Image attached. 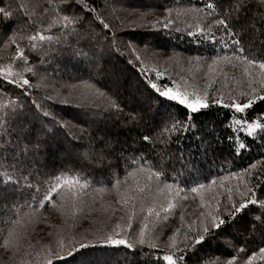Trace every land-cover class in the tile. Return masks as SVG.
Masks as SVG:
<instances>
[{"label": "trees", "instance_id": "1", "mask_svg": "<svg viewBox=\"0 0 264 264\" xmlns=\"http://www.w3.org/2000/svg\"><path fill=\"white\" fill-rule=\"evenodd\" d=\"M80 2L85 11L90 12L89 24L86 27L95 33H101L102 28L96 27L92 18H96V23L102 20L110 25L105 35L114 37L105 48L108 63L103 65V73L99 71V63L95 67L88 63L90 41L64 35L61 31L59 25L63 23L64 13L58 10L59 0H3V3H0V7H8L12 12L18 13L15 17L17 20L22 21L24 17H29L28 24H13L9 28L5 26L6 21L0 15V66L12 65L14 70L21 71V75L29 79L32 85L29 89L30 100L44 105L45 110L55 117L57 127L52 145L54 149H59L47 159L42 156L36 162H29V167L33 170L31 189H25L22 194L17 193L9 200L0 202V264H47L49 251H59L62 242L85 236L92 239L100 233L120 232L118 238L126 239L135 245L139 231L145 224L146 239L156 244L157 250H149L147 244L143 246L144 250L153 251L155 256H162L165 252L176 251V248L172 247L173 241L177 247L183 248L185 236L194 234L195 230L206 222V214L209 211H217V204L220 209L231 207V203L239 206L242 202L239 192H244L253 185H256V196L264 199V139L260 138L259 133L255 137L248 136L234 123L241 114L213 104L195 118L196 127L193 131H167L165 129H171L174 121L158 120L157 127L156 122L150 119L157 112L158 102L153 100L145 113L144 124L147 127L141 126L138 130L148 134V129L152 128L151 142L143 143L137 131L129 132L128 125L125 124V117L130 114L129 108L133 106L129 103L131 96L139 95L134 87L138 83L137 74L144 80L154 77L153 74L143 75L145 73L138 67L140 63L136 59V51L139 52L140 49L150 55L174 52L215 57L217 51H223L222 45H216L209 40L203 44L194 42L193 39L198 36L189 38V31L180 34L176 29L181 23L184 24L180 29L184 30L204 23L210 33L221 30L212 22L221 9L227 13L236 7V0H224L211 15L205 5L215 3V0ZM258 3L259 0H248L245 11L241 13L249 18V26L255 24L257 28L243 43L247 52L242 55L257 61L264 57V25H261L259 20L264 14V7H258ZM134 13L151 16L153 21L147 24L152 29L155 24L163 26L164 21L170 20L171 29L154 28L149 32L147 28H141L135 22L138 26H123V22L133 20ZM17 28L22 30L16 32L14 39L28 57L27 66L33 69L31 72L22 71L23 67L27 66L16 58L17 44L6 43ZM165 31H173L176 34L171 35ZM38 33L50 39L40 41ZM30 36H37L36 49L31 48L33 42L28 39ZM128 42L132 44L133 50L128 51ZM100 43L104 45L103 36ZM114 43L120 44L116 47L119 49L109 47ZM45 51L47 55L44 54ZM78 60L83 62L78 63ZM245 68H251L254 76L257 71L260 72L258 64L250 67L237 66V70ZM159 69L162 71L161 67ZM165 73L166 82L175 75L170 66H167ZM116 78H119L122 85L119 95L112 84V80ZM250 78L251 76L245 77L244 74L238 75L236 85L232 84L234 88L230 89H233L236 95L243 96L240 85H243L241 89L249 87L247 83L251 82ZM89 85L103 92L107 99L91 96ZM140 87L143 89L142 84ZM254 89L256 92L250 91L252 94L247 97L264 96V81L256 83ZM21 95L22 90L19 87L0 79V107L9 99L15 100ZM49 96L52 97L51 100L47 99ZM145 96H142L141 100ZM108 101L123 105V114L110 110ZM135 106L141 107L139 102ZM165 111V107L159 108L161 114ZM170 111L180 118L182 127L183 123H186L183 108L173 107ZM244 115L249 121L264 120V102H257ZM233 134L239 138L238 142L247 144L241 154H230L227 147L223 153H205L201 148L202 142L215 141L217 137L223 138ZM102 139H108L113 144L117 141H127L126 144L117 145L118 149L123 147L124 158L117 161L113 157L110 160L113 165L111 168H108V162L102 165L99 160L92 159V156L100 151ZM189 150L192 165L202 169V172H193L192 166L188 169L181 168V154L187 155ZM116 155H121V152L118 150ZM11 162L7 152L0 154V171ZM251 164H256V167L250 168ZM130 172L133 174L128 175ZM156 172L162 174L156 176ZM56 176L62 177L59 195L55 196L53 201H47L45 207H40V199L49 187L56 183ZM63 179H67L69 183H63ZM166 184L172 185L171 190L165 187ZM198 184H203L204 187L198 188L195 193L192 192L190 189ZM229 189H232L231 203L228 199ZM124 198L128 199L127 204L123 203ZM169 202L174 207L164 212L162 209L167 208ZM149 208L153 209L151 215L148 213ZM157 212L160 213L159 217L155 215ZM202 213L205 215H201ZM256 214L258 211L249 213L248 218L251 219ZM221 215L225 213L222 212ZM129 223L132 225L131 229L128 228ZM117 224L120 229L116 228ZM251 240L248 233L238 232L234 227L221 232L203 246L199 253L201 264H225L231 259L230 253L235 254L236 249ZM237 241L240 243L237 244ZM262 241L264 236L257 234L254 242L248 243V247L258 250V246H264ZM51 259L55 264H144L143 259L139 256L134 258L124 247H90L65 261H59L54 256ZM160 264L166 262L161 260ZM255 264H264V261L257 259Z\"/></svg>", "mask_w": 264, "mask_h": 264}, {"label": "snow or ice", "instance_id": "2", "mask_svg": "<svg viewBox=\"0 0 264 264\" xmlns=\"http://www.w3.org/2000/svg\"><path fill=\"white\" fill-rule=\"evenodd\" d=\"M224 0H215V3H207L205 8L209 10V15L215 10L218 4H222ZM3 3V0H0ZM248 5V0H236V7L232 8L227 13L223 10L217 14V18L213 20V24L217 25L229 38L224 41L226 46H231L233 51L239 53L235 58L239 60L246 61L247 65H257L260 69H264V57L259 61L256 59H248L243 54L244 47L243 43L250 38V33L257 31L255 24L249 26V18L242 15ZM258 7H264V0H259ZM75 9V10H74ZM59 12L64 13L62 20L63 23L59 25L61 31L64 35L75 36L77 38H85L89 40V51L88 63L95 67L98 63L100 64L99 71L101 73L105 72L104 64L108 63L105 58V48L108 43L111 42L114 37L109 38L105 35V31L109 29L110 25L104 23L102 20L96 23V18H92V23L96 27H101V33H95L91 28L86 27L89 24L90 12L85 11L84 5L80 0H59L58 5ZM26 11V9H25ZM83 12V15L80 13ZM235 13V15L233 14ZM0 15L5 19L6 27H12L13 24H28L29 17H24L22 21L15 19L18 13H14L8 7H0ZM260 24L264 25V14L259 18ZM55 23V21H53ZM171 24L170 20H166L163 23V28L168 29ZM52 25H49L51 28ZM22 29L17 28L11 36L8 37L6 43L10 42L17 44L14 39L16 32ZM178 30V29H177ZM40 41L45 39H50V37H45L42 34H37ZM37 36H30L28 39L32 41V49H36L37 45L35 41ZM101 36L104 38V45H101ZM189 38L193 36H205L203 29L198 30L197 33L189 31L187 33ZM212 43H218L215 37H212ZM47 55V52H44ZM75 55V53L73 54ZM83 56V53L80 54ZM16 58L23 61L25 66L28 65V57L20 49L17 44ZM137 60L140 57L136 58ZM225 60L231 58L225 56ZM83 62L78 60V63ZM215 62V61H213ZM211 67V65H209ZM22 71L31 72L33 69L30 66L23 67ZM247 68H245V73H247ZM138 75V83L134 86L135 91L139 95L131 96L129 103L133 105L129 108V115L125 117V124L128 125L129 132L137 131L139 139L143 143H149L153 140L151 132L152 128L148 129V134L140 133L138 130L141 126L147 127L144 124L146 119L147 108L151 106L153 100L157 101V112L153 114L150 119L156 122L158 127V120L174 121L171 129L166 128L167 131L175 130L177 132H190L196 127L195 118L202 113L203 110L208 109L213 104L222 108H229L235 113L241 114L240 118L235 119L234 123L239 125L241 129L247 132L248 136L255 137L257 133L260 134V138L264 139V120L256 119L249 121L244 115L248 109H251L257 102H264V96L255 95L254 98H248L245 102L232 101L231 103H224L223 98L211 99L208 93L203 95L197 94L196 92L189 93L187 90L181 89L179 85L175 82H166L164 74L162 72H155L154 77H149L144 80ZM0 79H3L6 83L19 87L22 90V95L15 100L9 99L6 104L0 107V154L7 152L11 157V163L7 167L0 171V202L9 200L10 197L17 193H23L25 189H31V177L32 169L29 167V162H36L42 156L47 159L49 156L55 155L59 149H54L52 145V138L56 135V121L55 117L50 111L45 110L44 105L38 104L35 100H30L31 92L30 88L32 85L30 81L25 76L21 75V71L14 70L12 65L0 66ZM127 83V81H125ZM113 86L117 89V95H119V89L122 87L119 78L112 80ZM143 85L141 89L140 85ZM75 88V86H73ZM91 92V96L105 97L103 92L99 89H94L93 86H88ZM255 93L256 90L252 89ZM146 93V96H145ZM242 95H244L242 93ZM145 96L143 100L141 97ZM51 100L52 97H47ZM107 99V97H105ZM67 102V101H65ZM139 102L141 107L137 108L135 105ZM108 107L110 110L118 114H123V105L119 103H113L108 101ZM160 107H165L166 111L161 114L159 112ZM173 107H182L184 110V120L183 123L178 116H174L170 109ZM231 120L232 118L229 117ZM51 124V127L49 125ZM63 127V125H60ZM231 127V125H228ZM5 137H8L6 139ZM239 138L232 136H225L223 138L217 137L215 141H205L202 142L201 148L205 153L207 152H221L223 153L224 148L230 151V154H241L242 151L247 147L246 143L238 142ZM225 141L227 144L225 145ZM102 147L98 153L92 156L93 160H99V162L104 165L108 162V168L113 167L110 160L114 157L117 161L124 158L123 147L118 149L117 145L126 144L127 141L120 142L117 141L113 144L108 139H102L100 141ZM121 152V155L117 156V151ZM7 159L8 157H2ZM181 168L188 169L192 166L193 172H202L200 168H196L192 165L191 160V150L187 155L181 154L180 157ZM118 166V165H116ZM250 168H255L256 164H251ZM106 170V169H105ZM175 162H173V171H175ZM143 171V169H141ZM247 172V169L244 170ZM133 173H128L132 175ZM161 172H156V176H160ZM191 174V173H190ZM232 175H236L232 173ZM56 183L52 184L47 192L44 193L43 197L39 201L40 207H45L47 201H53L55 196L59 195V189L61 185V176H56ZM23 180V183L21 181ZM63 183L67 184L69 181L63 179ZM119 184V181H117ZM114 187L116 185H113ZM165 187L171 190L172 185L166 184ZM203 184H198L192 187L190 190L192 192H197L198 188H203ZM256 185L252 188H246L244 192H239L242 198V202L239 206H236L232 201V189H229V202L231 207L226 206L224 209H220L219 204H217V211L213 213L209 211L206 216V222H203L200 227L195 230L194 234L186 235L183 248L176 246L175 241H173L172 247L176 248L175 252H165L162 256H155L153 251H145L144 247L147 244L149 250H157V246L154 243H150L146 239L145 229L147 225L145 224L139 231V237L136 244L129 243L128 240L123 238H118L120 232H114L112 234L100 233L89 239L87 236L83 238H70L66 243L62 242L59 245V251L56 249H51L49 251V259L47 264H55V261L51 257H56L59 261H65L69 257H73L75 254L80 253L81 250L88 249L90 247H99L101 249H115L119 247H124L129 250L130 254L135 258L139 256L144 260V264H160V261L166 262V264H201L202 258L199 253L203 250V246L208 243L209 239H214L221 232H226L230 228H235L238 232L248 233L252 240L245 243L243 246L235 250V254H231V259L227 260L225 264H255L257 259L264 261V246H258L257 249L249 248L248 243L254 242L255 236L260 234L264 236V199H260L256 196L254 191ZM247 197V198H245ZM120 201H117L119 203ZM123 203L127 204L128 199L124 198ZM250 205L257 207H249ZM174 205L169 202L167 208L162 209L164 212L170 211ZM258 214L252 216L251 219L248 218L249 213ZM225 215H221V213ZM149 215L153 214V209H148ZM159 217L160 213H155ZM201 215H205L202 213ZM183 219V217H181ZM131 220V217H129ZM117 229H120V225H116ZM128 228L131 229V223L128 224ZM191 231V226H189ZM122 231V230H121ZM93 239L95 242H93ZM7 243V241H5ZM240 241H237L239 244ZM264 243V241H262ZM61 253H64L63 255ZM87 264V262H85Z\"/></svg>", "mask_w": 264, "mask_h": 264}, {"label": "rangeland", "instance_id": "3", "mask_svg": "<svg viewBox=\"0 0 264 264\" xmlns=\"http://www.w3.org/2000/svg\"><path fill=\"white\" fill-rule=\"evenodd\" d=\"M170 16L173 18H177L176 16L173 15ZM141 17L143 18L142 20ZM150 17L151 16L148 15L145 16V14L134 13L132 18L133 20L132 21L125 20L126 22H123V26L134 27L139 25L141 28H147V31L149 32L151 30H154V28L155 29L163 28V26H160L158 24H155V27L153 29L148 27L149 25L147 23L153 21V18ZM134 22L138 23V25H136ZM182 24L184 23L179 24L180 27H177L178 29V30L176 29L177 33L186 34L185 33L186 31L197 33L198 30L203 29L207 39L204 36H198L195 37L193 41L200 42L201 44H203L207 40L211 41L212 37L214 36L216 41H219L218 43H216V45H222L224 47L223 51L221 53L220 51H217L218 53L215 55V57L211 58V57L202 56L197 53L192 55H186L184 53L172 52L171 54H168V53L159 52L156 55H150L145 53V51L142 52V50L140 49H138L139 52H137L135 49L137 56L140 57L139 59L140 65L138 67L140 68L141 72L145 73L143 75L148 76L150 74H153L155 76V72H162L165 77L166 76L165 72H167V66H170L172 72L175 75L174 77H171L169 79V82H175V84L179 85L181 89L187 90L189 93L196 92L197 94L200 95H203L204 93H208L210 97V101H209L210 103H211V99H220V98H223L224 103H231L232 101L243 102L246 100L245 97L249 96V94H252L249 92L252 91V89H254L255 84L264 81V69L259 68L260 72L258 73L257 71L256 76H254L251 68L248 69L247 73H245L244 69L237 70L238 65H241L243 67H250L252 65H247V63L244 62L243 60H239L235 58L237 55L240 54L234 52L231 46L225 45L224 41L228 40L229 38L225 35V33L222 30H218V31H214L213 33H210L207 31L204 23H200L190 29L184 30V29H180ZM187 27H191V26H187ZM170 29L171 28H168L167 30ZM165 32L171 35L176 34L173 31H165ZM117 45L119 46L120 44L118 43ZM117 45L114 43L109 47H113L114 49H119L116 48ZM127 46L129 48L128 51L133 50L132 44H130L129 42L127 43ZM246 52L247 51L244 50L243 53ZM225 56L231 58L230 61L223 59V57ZM209 65H211V67H209ZM160 67L162 71L159 69ZM241 74H244L245 77L251 76L250 78L251 82L247 83L249 87H247L246 89H241L243 85H240V92H242L244 95L238 96L233 92V89L230 88H234L233 86H235L238 81V79L236 78H238V75ZM247 98H251V97H247ZM244 132L247 133L246 131Z\"/></svg>", "mask_w": 264, "mask_h": 264}]
</instances>
